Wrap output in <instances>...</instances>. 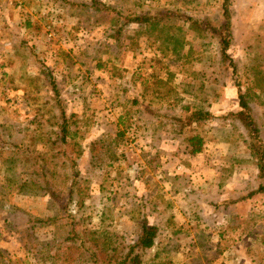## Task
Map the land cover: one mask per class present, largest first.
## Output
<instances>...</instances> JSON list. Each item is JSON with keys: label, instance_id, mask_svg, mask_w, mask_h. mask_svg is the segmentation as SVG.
Here are the masks:
<instances>
[{"label": "rangeland", "instance_id": "374dc122", "mask_svg": "<svg viewBox=\"0 0 264 264\" xmlns=\"http://www.w3.org/2000/svg\"><path fill=\"white\" fill-rule=\"evenodd\" d=\"M222 8L0 0V264H115L143 221V264H264V162L236 117L241 91L264 145V0H230L235 70L203 25Z\"/></svg>", "mask_w": 264, "mask_h": 264}, {"label": "trees", "instance_id": "16d2710c", "mask_svg": "<svg viewBox=\"0 0 264 264\" xmlns=\"http://www.w3.org/2000/svg\"><path fill=\"white\" fill-rule=\"evenodd\" d=\"M223 22L220 28H213L207 24H203L204 27L209 29L215 36L218 37L219 44H220V52L221 56L224 60H229L230 66L234 69V65L232 59L229 58L227 51L230 46V41L232 39V32H231V11H230V0H223ZM170 15L169 12H162L157 13L155 15L144 16L142 21L149 23L150 26H157L159 25V21L166 20V18ZM174 17V16H173ZM134 19H140V17H135ZM190 21V27H201V25L190 18H187ZM129 21V20H128ZM166 29V28H165ZM238 105L239 111L236 114L237 119L240 121L242 126L247 132V141H248V149L250 154L258 158L261 162H264V145L261 140L260 129L256 120L252 114L251 108L249 103L247 102L246 96L242 94L241 91L238 92ZM188 110V108H187ZM211 115L207 111L202 110H194L188 116L190 121L194 123H199L200 121L210 119ZM64 139V136H62ZM187 143L189 144L191 155H197L202 152L203 148V139L199 135H194L187 138ZM258 193H264V184L260 185ZM159 235V229L156 225L148 224L146 221L141 223V234L136 242L135 245L129 247V251L127 252L126 256L122 258H118L115 264H143L141 253L142 251L152 249L156 246L157 238ZM136 249L139 253H134ZM156 257V256H155ZM155 260V258H154ZM166 264H173L171 262H167Z\"/></svg>", "mask_w": 264, "mask_h": 264}]
</instances>
